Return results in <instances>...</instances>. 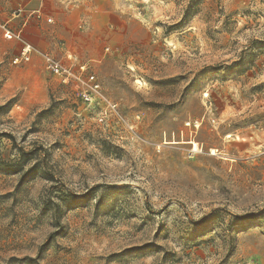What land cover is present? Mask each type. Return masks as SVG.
<instances>
[{
    "label": "rangeland",
    "instance_id": "374dc122",
    "mask_svg": "<svg viewBox=\"0 0 264 264\" xmlns=\"http://www.w3.org/2000/svg\"><path fill=\"white\" fill-rule=\"evenodd\" d=\"M0 106V264H264V0H0Z\"/></svg>",
    "mask_w": 264,
    "mask_h": 264
},
{
    "label": "built area",
    "instance_id": "2783aa9c",
    "mask_svg": "<svg viewBox=\"0 0 264 264\" xmlns=\"http://www.w3.org/2000/svg\"><path fill=\"white\" fill-rule=\"evenodd\" d=\"M19 39V36H16ZM33 49L28 44H24L21 52V61L29 62L30 55ZM45 70L55 77L60 84L64 86H76L78 94L84 103L91 104L98 93V84L93 75H84L85 67H76L75 61L71 56H67L69 64H65L57 59H54L48 54H41ZM115 110V107H113Z\"/></svg>",
    "mask_w": 264,
    "mask_h": 264
},
{
    "label": "trees",
    "instance_id": "16d2710c",
    "mask_svg": "<svg viewBox=\"0 0 264 264\" xmlns=\"http://www.w3.org/2000/svg\"><path fill=\"white\" fill-rule=\"evenodd\" d=\"M3 109H5V107L0 106V110H3ZM37 167H38V164L34 165L33 167H31V168L27 171V173H32L33 171H35V175H43V176H44L42 169H38V170H36Z\"/></svg>",
    "mask_w": 264,
    "mask_h": 264
},
{
    "label": "bare ground",
    "instance_id": "6f19581e",
    "mask_svg": "<svg viewBox=\"0 0 264 264\" xmlns=\"http://www.w3.org/2000/svg\"><path fill=\"white\" fill-rule=\"evenodd\" d=\"M227 137H229V136H227ZM193 151H194V152H195V151H198V149H197V145H196V144H194V146H193ZM210 153H211V155H215V150H211Z\"/></svg>",
    "mask_w": 264,
    "mask_h": 264
}]
</instances>
